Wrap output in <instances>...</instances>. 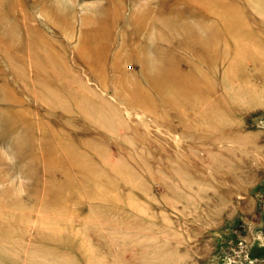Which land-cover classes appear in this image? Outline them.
<instances>
[{"label": "rangeland", "instance_id": "374dc122", "mask_svg": "<svg viewBox=\"0 0 264 264\" xmlns=\"http://www.w3.org/2000/svg\"><path fill=\"white\" fill-rule=\"evenodd\" d=\"M264 261V0H0V264Z\"/></svg>", "mask_w": 264, "mask_h": 264}, {"label": "crops", "instance_id": "0c3cea01", "mask_svg": "<svg viewBox=\"0 0 264 264\" xmlns=\"http://www.w3.org/2000/svg\"><path fill=\"white\" fill-rule=\"evenodd\" d=\"M257 264H264V261H259V263H257Z\"/></svg>", "mask_w": 264, "mask_h": 264}]
</instances>
